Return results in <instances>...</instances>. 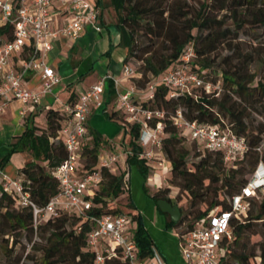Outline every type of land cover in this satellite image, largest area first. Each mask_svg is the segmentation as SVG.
I'll use <instances>...</instances> for the list:
<instances>
[{
	"label": "trees",
	"instance_id": "16d2710c",
	"mask_svg": "<svg viewBox=\"0 0 264 264\" xmlns=\"http://www.w3.org/2000/svg\"><path fill=\"white\" fill-rule=\"evenodd\" d=\"M110 2L117 13L119 44L124 48L121 62L125 63L129 57L141 61L140 70L137 71L139 76L130 78L136 79V82L142 80L140 88L150 76H156L163 69L172 66L185 45H190L194 52L190 61L191 69L205 77L209 61L204 56L213 51L229 34L236 33L243 26H247L251 32L260 28L264 33V0H202L198 8L193 10L192 15L183 10L176 0H110ZM219 11L224 13L218 16ZM225 12L229 13L232 28L224 24ZM138 33L146 34L149 38L163 39L167 43V52L158 54L150 46L137 47L135 36ZM11 37L12 26L0 24V43L10 40ZM30 50L31 47L25 46L20 53L22 58H25ZM236 57L244 63V66L219 71L222 88L219 96L216 93L196 90L195 98L187 94L169 97L168 88L156 83L152 96L150 98L144 96V100L139 102L142 107L163 113L160 121L162 132L166 135H159V141L161 151L168 162V171L171 173L170 183L178 188L174 198L179 205L181 196L186 194L190 208L183 211L179 205L180 218L176 222L171 219L166 222V225L174 226L179 231L191 229L197 223H205L210 212L219 214L230 210L231 197L238 194L247 182L241 165L243 159H246L251 171L258 162L264 165V154L258 153L263 128L259 125L251 129L244 121L243 108H237L240 101L236 102L231 98L234 96L245 100L251 97L254 91L258 95L259 102L264 97V51L257 50L254 56L250 51L244 54L238 53ZM251 62L260 69L259 78L253 87H250L249 83L253 81L255 72L246 69V65ZM105 92L106 99L103 102L114 98L110 79L106 80L103 93ZM74 99L70 93L67 102H73ZM177 109L187 120L227 126L235 135L244 138L246 151L232 163L223 164L220 150L208 151L196 147L194 155L198 158L187 162L185 159L187 151L179 145V135L182 138L186 137L181 131L179 135L177 134L169 118ZM101 111L108 120L116 122L121 130L122 141L129 151L125 156L127 169L133 166L138 171L143 178V191L161 212L156 201L160 198L169 201L167 194L171 192V185L151 194L144 186L148 172L144 160L138 157L139 125L126 123L122 117L117 118L115 110L106 112L103 107ZM222 117H226L227 121L224 122ZM44 118L43 129H38L30 122L25 123L22 133L10 143L9 149L0 158L1 165L10 153L24 152L25 161L17 171L23 178L30 198L39 205H43L49 197L58 192V182L51 170L64 157L61 141L55 137L65 115L61 108H48L45 110ZM36 130L39 132L36 133ZM89 133L92 144H80L78 171L84 175L99 169L102 180L106 181L105 185L96 190L89 213L94 215L119 213L121 211L111 206L109 201L124 190L122 174L96 167L98 143L105 142V139L91 129ZM193 144L197 146L194 142ZM128 196L127 205L131 210L126 213L131 216L135 224L130 231L131 238L137 246L138 257L146 260L153 255V240L145 228L143 216L137 209L130 192ZM256 196L261 198L258 200L255 196L247 198L249 208L244 219L235 217L230 219L232 237L224 244L225 252L218 264H251L252 262L264 264V195ZM202 205L204 207H201ZM184 222L186 224L182 226ZM91 228L92 224L88 219L70 213L47 216L34 226L31 210L20 207L15 195L0 192V251L6 259L0 264L20 263L22 253L14 252V248L19 245L23 250L25 249L21 241L22 237L30 245L31 251L41 252L38 264H95L94 252L86 248V238ZM257 234L261 239L252 241V236ZM25 259H31L30 251L26 253ZM103 264H126V262L118 257H107Z\"/></svg>",
	"mask_w": 264,
	"mask_h": 264
},
{
	"label": "built area",
	"instance_id": "2783aa9c",
	"mask_svg": "<svg viewBox=\"0 0 264 264\" xmlns=\"http://www.w3.org/2000/svg\"><path fill=\"white\" fill-rule=\"evenodd\" d=\"M57 16L62 17L59 22ZM0 24L12 26L11 39L0 43V111L8 101L15 99L21 104L17 110L19 117L36 109L40 105L41 97L50 93L59 83L58 75L43 60L50 49L51 41L59 36L75 41L85 26L94 31L100 30L97 10L90 0H0ZM25 46L31 47V50L20 60L18 67L14 68L11 57L16 53L20 54ZM193 56L192 47L185 45L176 62L156 76H150L142 88H136L133 83L120 88L121 80L139 76L127 63H122L118 77L102 74L78 93L73 102L62 103L55 96L54 99L61 104L65 115L55 137L61 141L64 157L51 170L58 182V192L49 197L43 205H39L30 198L21 177L6 178L1 184V191L15 195L20 207L31 210L34 226L47 216L60 213L75 214L88 219L92 228L87 234L86 248L94 252L95 264H103L107 257H118L126 264H146L138 257L137 246L131 238L132 219L128 213H89L102 174L99 169L84 175L77 170L81 139L86 129L85 121L91 107H101L105 83L110 79L115 104L122 113L123 121L139 125L138 157L148 164L147 160L153 156L152 148L160 151V119L163 113L142 107L139 102L133 101V97L139 91L143 93V97L150 98L156 83L168 88L169 97L187 94L195 98L196 90L215 93L217 85H211L191 69L190 61ZM29 70H36L38 73L39 85L35 90L29 89L23 83V78ZM169 118L170 123L198 148L208 151L220 150L223 164L232 163L247 149L244 138L235 135L225 125L187 120L179 109ZM128 153L125 146L122 154L103 153L99 157V167L112 171V165ZM122 170V179L127 182V171ZM252 171L251 177L240 192L231 197L229 211L219 214L210 212L205 223H197L195 227L183 231L176 229L177 246L184 264H218L225 252L224 244L232 237L230 219H244L249 208L247 198L264 195V165L258 162ZM153 256L157 263L161 264L158 255L154 253Z\"/></svg>",
	"mask_w": 264,
	"mask_h": 264
},
{
	"label": "crops",
	"instance_id": "0c3cea01",
	"mask_svg": "<svg viewBox=\"0 0 264 264\" xmlns=\"http://www.w3.org/2000/svg\"><path fill=\"white\" fill-rule=\"evenodd\" d=\"M90 1L96 7L97 21L100 25V30L94 31L90 27L85 26L75 41H69L64 37L59 36L57 39L51 41L50 49L43 57L46 65L50 66L58 75V85H56L50 93L41 97L40 105L36 109L28 111L23 117H19L17 114V110L21 107V104L15 99L8 101L0 111V158L7 152L10 143H12L22 133L25 123L30 122L38 129H43L45 127V110L48 108H61V104L54 99L55 96L62 103H68L67 100L70 93H72V98L74 99L78 93L83 91L88 85L95 82L102 74H109L114 77L119 76L122 64L121 60L124 56V48H122L119 44L120 36L118 31L117 13L110 0H108V4L104 3L103 0ZM109 9L113 11L116 20L105 23L103 21L106 17L105 12ZM61 18V16L56 17L58 22ZM21 59L22 56L18 53L11 57V62L14 68L18 67ZM23 83L29 89L35 90L39 85L37 71L29 70L23 78ZM129 84H131L130 80H121L119 82L120 88L127 87ZM136 93H141L143 96L142 92L138 91ZM105 99L106 92L103 93V101H105ZM103 107L106 112L115 110L117 118L119 117L118 113L121 114L116 107L115 99L112 98L108 102H103L101 107H91L87 114L85 125L88 126L91 121L94 122L99 120L102 116L105 117L101 111V108ZM38 132L39 131L36 130V133ZM116 135H121L120 141L117 143L114 141H107L109 146L108 150L104 153L122 154L125 144L121 142L122 132L119 128ZM83 140L84 136L81 139V143ZM23 153L24 152L18 151L10 153L7 160L1 163L0 171H2V174L0 175V187L6 178L21 177L17 169L20 168L25 161ZM125 165V156H121L120 160L112 165V169L120 167L119 173L122 175L124 174L122 169H126L125 171H127L128 182L130 181L127 189L130 190L132 173L138 175L141 180L140 185L142 186L143 178L139 175L138 171H136L133 166L127 169V166L125 167ZM145 165L149 168V164ZM147 180H145V183ZM150 182H152V185L154 184V186H156L155 183L157 180L155 181L150 179L149 183ZM141 193L145 199L150 202L151 224L156 225V216H158L159 213H162L163 222L166 225V222L170 220V217L168 218L169 214L159 212L156 209L154 202L142 189ZM136 207L139 211H141L137 205ZM174 242L175 245L170 244L169 248H157L153 245V255L154 253L158 255L161 264H184V259L177 246L176 236ZM153 255L144 260L146 264H158Z\"/></svg>",
	"mask_w": 264,
	"mask_h": 264
},
{
	"label": "rangeland",
	"instance_id": "374dc122",
	"mask_svg": "<svg viewBox=\"0 0 264 264\" xmlns=\"http://www.w3.org/2000/svg\"><path fill=\"white\" fill-rule=\"evenodd\" d=\"M178 4L181 5L183 10H186L189 12L190 15H192L193 10L198 8V5L202 0H176ZM104 3L108 4V0H103ZM106 13V17L103 20L105 23L110 22V21H115V15L112 10H108ZM223 11L218 12V16L223 14ZM224 24L228 25L230 28H232L231 24V19L229 18V13L225 12L224 17ZM141 33V32H139ZM137 34L135 36V45L137 47H145V46H150L152 49L155 50L156 53L162 54L167 52V43L160 38H154L150 37L146 34ZM261 50L264 51V33L261 32L260 28H256L254 32H251L247 26H243L240 29L237 30L236 33H231L229 36L220 44L216 46V48L206 54L204 57L207 58L209 61V66L207 67L206 71L207 74L204 77V80L208 81L211 85H217L216 89V94L218 96L222 92L221 84H220V75L219 71L221 69H233L236 67H242L244 66V63L240 61L238 57V53L244 54L247 52H252L253 56L255 55V51ZM145 54L142 55L144 57ZM227 57L228 59H223ZM134 71H139L140 70V65L141 61L136 59L135 57H129L127 58L126 62ZM246 69L248 71H254L255 72V77L252 82L249 83L250 87H253L256 84V80L259 78L260 75V69L254 62H251L246 65ZM131 83L134 84L136 88H140L142 86V80H139L136 82V79H129ZM233 100L236 102L240 101L239 104L237 105V108H243V113L245 115L244 121L245 123L251 128L255 129L259 125L263 128L262 133L260 134V143H259V148H258V153L263 155L264 154V97L261 98L260 102L258 101V95L256 92H253V95L249 98H246L245 100H240L238 98H235L234 96L231 97ZM144 100L143 96L141 93H135L133 97V101L135 102H140ZM119 111V110H118ZM120 112V111H119ZM120 118L122 116V113H118ZM223 121L226 122L227 119L226 117H222ZM116 122L113 120H108L106 117H101L99 120L90 122L89 125L85 129L84 133V140L83 144H92V138L89 133V129L93 130L94 132L98 133L104 141H100L98 143V154H97V161H96V167L99 166V157L101 154L106 152L108 150L109 142H119L121 135H116L118 132ZM176 128V127H175ZM177 134L179 133V129L176 128ZM159 135L165 136L166 133L162 132ZM179 135V134H178ZM116 136V137H115ZM179 145L186 149L187 155L185 157L187 162L190 161H195L198 156H195V146L193 142H190L187 138H182L179 135ZM110 138V139H107ZM112 138V140H111ZM124 143L123 141H121ZM153 156L149 160H147V163L149 164V168H147V176L146 180L147 182L144 184V186L147 188L148 192L154 193L158 189H162L163 187L167 185H171V173L168 171V162L166 160V157L164 156L163 152L157 151L156 148H152ZM13 153V152H12ZM202 155V153H201ZM241 165L243 166L244 169V177L248 181L249 178L251 177V174L253 171H251L247 165L246 159H243L241 161ZM126 167V165H125ZM79 170V167L77 168ZM116 174L120 172V167H117L112 170ZM157 180L154 184L152 185V182L149 183V180ZM106 181L105 179L102 180V184H100L99 188H101L103 185H105ZM130 181L124 182L122 179V185L124 190L119 193V195L114 198L113 200L109 201L111 206L118 208L121 212H129L131 208L127 205L128 204V192H130L131 197L133 198L135 204L138 206V208L141 210L142 216H144V225L145 228L149 234V236L153 240V245L156 246L157 248H169L170 244L175 245V236H176V228L174 226H169L165 225L163 222V214L159 213L158 216H156V225L151 224V210H150V202L145 199L143 194L141 193V189L143 190V187L140 185L141 180L138 177V175L132 173L131 175V185H130V190L127 189L129 186ZM154 183V181H153ZM125 184V185H124ZM127 185V188H126ZM171 192L167 194V197L169 198H174V194L178 192V188L174 186H170ZM173 192V193H172ZM186 194L181 196V201L179 203L181 209L183 211H186L189 208V201L185 197ZM261 196H255V199L258 200L260 199ZM161 199V198H160ZM226 199L228 200V196H226ZM178 205V203H177ZM178 205V206H179ZM201 207H204L202 205ZM157 215V214H156ZM181 216V212H180ZM179 216V218H180ZM169 218V215H168ZM178 218V219H179ZM190 219V218H189ZM154 223V222H153ZM185 222L182 224V226H185ZM135 224L133 221H131V227H134ZM35 238V237H34ZM261 239L260 235H253L251 240L252 241H258ZM22 243L25 245V249L23 250L19 245H16L14 248V252L21 254L22 253V258L20 260L19 264H38L41 252L40 251H31L30 250V245L25 241V239L22 237L21 238ZM30 251V256L31 259L24 260V257L26 253ZM5 256L4 254L0 251V263L5 262ZM251 264H254L253 262Z\"/></svg>",
	"mask_w": 264,
	"mask_h": 264
},
{
	"label": "water",
	"instance_id": "95a60500",
	"mask_svg": "<svg viewBox=\"0 0 264 264\" xmlns=\"http://www.w3.org/2000/svg\"><path fill=\"white\" fill-rule=\"evenodd\" d=\"M159 210L169 214L170 219L176 222L180 216V210L175 199L170 198L169 201L166 199H158L156 201Z\"/></svg>",
	"mask_w": 264,
	"mask_h": 264
}]
</instances>
